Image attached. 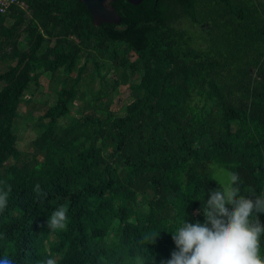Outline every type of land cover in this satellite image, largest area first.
Returning <instances> with one entry per match:
<instances>
[{
  "label": "trees",
  "instance_id": "obj_1",
  "mask_svg": "<svg viewBox=\"0 0 264 264\" xmlns=\"http://www.w3.org/2000/svg\"><path fill=\"white\" fill-rule=\"evenodd\" d=\"M19 1L24 7L0 14V61L14 63L0 73V187L11 186L0 211V259L135 264L140 256L160 264L183 219L203 222L195 212L217 187L211 164L238 172L241 194L264 195L258 0H114L120 23L97 27L78 0ZM88 60L96 72L108 63L107 72L119 73L113 91L134 79L133 99L112 113L101 88L84 105L100 115L77 113L60 127ZM59 70L64 84L33 142L42 160L26 159L15 132L20 107L42 74ZM59 205L68 209L67 228L50 230Z\"/></svg>",
  "mask_w": 264,
  "mask_h": 264
},
{
  "label": "clouds",
  "instance_id": "obj_2",
  "mask_svg": "<svg viewBox=\"0 0 264 264\" xmlns=\"http://www.w3.org/2000/svg\"><path fill=\"white\" fill-rule=\"evenodd\" d=\"M209 170L222 179L215 181L217 187L208 191L206 201L204 196L198 198L201 207L195 214L202 215L203 222L189 223L183 219L170 232L175 250L160 264H264L261 255L264 223L260 220V214H264V195H257L255 190L241 194V178L236 171L215 164L209 165ZM34 191H40L38 184ZM10 192V185L0 187V211L6 209ZM67 211L65 205H59L48 216V229L66 230ZM159 234L148 238L151 244ZM0 264H14V261L5 257L0 259ZM44 264H57V259L50 256ZM135 264H144L143 257L137 256Z\"/></svg>",
  "mask_w": 264,
  "mask_h": 264
},
{
  "label": "rangeland",
  "instance_id": "obj_3",
  "mask_svg": "<svg viewBox=\"0 0 264 264\" xmlns=\"http://www.w3.org/2000/svg\"><path fill=\"white\" fill-rule=\"evenodd\" d=\"M7 52H9V49H7ZM9 64L13 65L14 63L10 61H0V73L6 71ZM81 65L84 66V69L81 74V80L79 81L75 102L71 105L73 113L71 116L59 120L60 127L66 125V123L72 119L73 116H76L77 113H81L82 115H100V111L92 108H85L84 105L87 101L92 100V95L97 93L101 88H104L108 93L105 96H102L100 100L110 101L108 110L112 113L122 111L123 108L133 99L132 95L134 94V91L130 86L131 84H135L134 79H130L125 85H119L113 91L111 89V84L119 73L112 70L107 72L106 70L109 68L108 63L102 64L98 72H96L95 64L90 60L87 62L81 61L79 66ZM74 75L75 74H72V76ZM101 75L105 80L100 77ZM64 77L65 76L61 70L54 75L49 72L42 74L38 79V84H32L26 94L25 102L20 107V117L15 123V132L18 138L17 147L26 159H31L32 156H35L37 161L42 160L43 156L38 153L33 142L39 136L41 131L39 129V125L42 123L40 118L53 104L56 92L59 91L61 85L64 84ZM12 163H14V161L10 160L7 164ZM214 177L217 181L222 179V177L218 175H214ZM139 210L146 212V204H140Z\"/></svg>",
  "mask_w": 264,
  "mask_h": 264
},
{
  "label": "water",
  "instance_id": "obj_4",
  "mask_svg": "<svg viewBox=\"0 0 264 264\" xmlns=\"http://www.w3.org/2000/svg\"><path fill=\"white\" fill-rule=\"evenodd\" d=\"M83 3L92 17L95 27L101 24H119L121 19L111 5L114 0H78ZM132 5H138L143 0H125ZM157 1V0H156Z\"/></svg>",
  "mask_w": 264,
  "mask_h": 264
},
{
  "label": "built area",
  "instance_id": "obj_5",
  "mask_svg": "<svg viewBox=\"0 0 264 264\" xmlns=\"http://www.w3.org/2000/svg\"><path fill=\"white\" fill-rule=\"evenodd\" d=\"M14 5L24 7V5L19 0H0V14L7 13L9 8Z\"/></svg>",
  "mask_w": 264,
  "mask_h": 264
},
{
  "label": "crops",
  "instance_id": "obj_6",
  "mask_svg": "<svg viewBox=\"0 0 264 264\" xmlns=\"http://www.w3.org/2000/svg\"><path fill=\"white\" fill-rule=\"evenodd\" d=\"M255 3H257V4H261V6H262V13H264V0H258V1H255ZM264 18V17H263Z\"/></svg>",
  "mask_w": 264,
  "mask_h": 264
}]
</instances>
